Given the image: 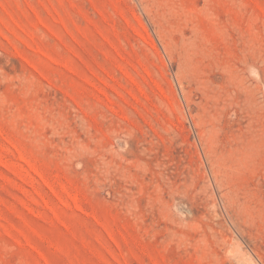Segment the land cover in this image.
<instances>
[{
    "label": "rangeland",
    "instance_id": "rangeland-1",
    "mask_svg": "<svg viewBox=\"0 0 264 264\" xmlns=\"http://www.w3.org/2000/svg\"><path fill=\"white\" fill-rule=\"evenodd\" d=\"M0 264H264V0H0Z\"/></svg>",
    "mask_w": 264,
    "mask_h": 264
}]
</instances>
